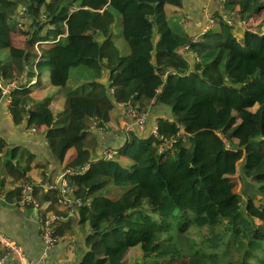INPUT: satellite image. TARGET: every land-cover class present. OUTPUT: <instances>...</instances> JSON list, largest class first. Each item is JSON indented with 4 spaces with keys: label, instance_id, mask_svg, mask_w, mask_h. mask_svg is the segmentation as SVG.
Listing matches in <instances>:
<instances>
[{
    "label": "trees",
    "instance_id": "trees-1",
    "mask_svg": "<svg viewBox=\"0 0 264 264\" xmlns=\"http://www.w3.org/2000/svg\"><path fill=\"white\" fill-rule=\"evenodd\" d=\"M223 8L194 39L184 0H0L8 77L26 76L11 91L10 112L44 133L74 172L68 183L90 226L80 264H264V1L225 0ZM117 14L127 54L112 38ZM20 24L22 47L12 39ZM163 104L174 119H159L158 135L142 136L146 119L144 131L123 129L113 158L95 157L88 133L105 129L116 106L146 113ZM19 150L4 164L17 180L33 161L21 165ZM238 163L255 190L247 198L232 179ZM39 191L40 203L50 199ZM69 227L56 225L57 243Z\"/></svg>",
    "mask_w": 264,
    "mask_h": 264
},
{
    "label": "crops",
    "instance_id": "crops-1",
    "mask_svg": "<svg viewBox=\"0 0 264 264\" xmlns=\"http://www.w3.org/2000/svg\"><path fill=\"white\" fill-rule=\"evenodd\" d=\"M187 21L184 23L187 32L197 39L209 28V20L215 13L224 12L221 0H184ZM240 26V24H239ZM13 43L22 47L25 35L21 30L12 33ZM189 52V51H188ZM188 52H184L187 54ZM96 53V51H95ZM92 54V55H95ZM187 59L193 61L192 54H187ZM3 71V72H2ZM0 72L6 82L12 81L8 77L10 62ZM26 80V76L15 77ZM103 81L107 82L106 78ZM11 98H0V231L14 238L24 254L35 262L44 259L43 264H80L82 258L88 253L87 236L90 226L80 221L79 208L72 215V209L67 208L50 193L48 201L39 202V215L47 216L55 213L61 218L57 224H70L65 236L50 248H46L38 223V213L31 207H18L16 198L19 193L20 179L5 171V158L14 147H18V160L24 165L29 157L33 159L31 170L27 178L40 184L54 182L64 168L52 155L44 133L33 130L27 123L16 124L10 112ZM147 114V125L143 137L152 134L154 126L159 119H174L170 115L169 108L163 105H154ZM130 117L123 106H116L111 112V120L105 129L94 128L88 133V137L94 136L97 140L95 157H99L100 149L103 147L119 148L126 142V131L123 127L128 123ZM73 154V152L71 153ZM96 159V158H94ZM75 199L74 195H71ZM5 251L0 246V260ZM43 258V259H42ZM0 264H18L15 258H7Z\"/></svg>",
    "mask_w": 264,
    "mask_h": 264
},
{
    "label": "built area",
    "instance_id": "built-area-1",
    "mask_svg": "<svg viewBox=\"0 0 264 264\" xmlns=\"http://www.w3.org/2000/svg\"><path fill=\"white\" fill-rule=\"evenodd\" d=\"M224 2L225 0H221ZM212 19V17H211ZM20 30H24L23 25H19ZM187 50L188 46L186 47ZM187 50H184L186 52ZM21 82V79L15 78L12 81L6 82L5 77L0 72V88H1V94L4 98H10L11 91L17 87ZM126 112L128 116L132 119V122H128L123 129L126 131H130L134 127H138L141 131H144L147 119V114L138 111L137 109L129 106L126 107ZM92 129H94V125L91 126ZM158 124L154 126L152 134L158 135ZM35 130V128H33ZM180 132V134H183ZM162 136L160 135L159 139H161ZM160 152H164L166 150V147H164L162 144H160ZM117 153V148L114 147H103L100 149L99 157L98 158H106L111 159L114 155ZM86 166L85 168H87ZM74 173L69 168H63L59 176L54 182H44L37 184L30 180L29 178H22L20 179L19 183V193L16 198V205L18 207H25V206H31L37 213L39 210V201L37 199L39 195V187H42L43 191L47 193L58 194L59 202L66 206L69 209H72L70 213L73 215L75 211L77 210V207L83 204V202L79 199H72L71 195L74 194V188L71 187L68 183L67 176ZM88 206L91 205L90 202L87 203ZM39 215V213H38ZM61 217L58 216L55 213L48 214L47 216L39 215L38 217V223L41 228V235L43 238V241L45 243L46 248H50L54 246L57 243V238L54 235L55 227L57 225V221H59ZM0 246L5 251L3 257L1 258L0 262L5 261L7 258H15L18 261V264H43L44 259L42 260V263L40 261H34L33 259H29L17 243V241L12 238L11 236L3 233L0 231Z\"/></svg>",
    "mask_w": 264,
    "mask_h": 264
},
{
    "label": "rangeland",
    "instance_id": "rangeland-1",
    "mask_svg": "<svg viewBox=\"0 0 264 264\" xmlns=\"http://www.w3.org/2000/svg\"><path fill=\"white\" fill-rule=\"evenodd\" d=\"M264 1V0H263ZM116 22H115V25H114V30H113V40L114 42L116 43V45L119 47L120 51L122 52V54H127L129 52V48H128V44L123 36V29H122V20H121V17L119 14H117V17H116ZM211 23V18L209 20ZM213 25V24H212ZM243 25V23H240V26ZM238 26V25H237ZM241 29L240 28H237L235 29V32H240ZM240 35V34H239ZM85 46V45H84ZM86 46L89 47L86 48ZM85 46V49L86 51H88L89 53H92L94 54L95 53V40H89V42L86 44ZM9 54L7 52H0V68L3 69L4 66L6 64H9ZM180 132H182V129H179V131L177 132V134H180ZM126 162V165L129 166V167H132L128 162L127 160H125ZM240 168H241V165L238 163V165H236L233 169H232V179L234 181V184H235V187L236 189L245 195V198H247V193H253L255 192L254 189H252L251 185L250 184H247V185H244V183L241 181L240 179V176H239V171H240ZM125 188H122L121 192L124 191ZM146 206L147 210L149 212H152L153 210V206H149L148 203H146V201H141L138 206ZM257 223H259V219L256 218L255 219ZM141 240V237L139 236V234L137 233L134 238H133V241L134 243H137ZM149 240H143L144 242V247L145 249H147L149 247ZM135 255H139V251H136L135 252Z\"/></svg>",
    "mask_w": 264,
    "mask_h": 264
},
{
    "label": "clouds",
    "instance_id": "clouds-1",
    "mask_svg": "<svg viewBox=\"0 0 264 264\" xmlns=\"http://www.w3.org/2000/svg\"><path fill=\"white\" fill-rule=\"evenodd\" d=\"M221 2H222V1H221ZM222 3H224V2H222ZM211 23H212V19H211ZM211 23H210V24H211Z\"/></svg>",
    "mask_w": 264,
    "mask_h": 264
}]
</instances>
